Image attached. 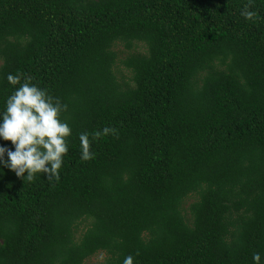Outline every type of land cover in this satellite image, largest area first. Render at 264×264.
<instances>
[{
    "label": "trees",
    "instance_id": "1",
    "mask_svg": "<svg viewBox=\"0 0 264 264\" xmlns=\"http://www.w3.org/2000/svg\"><path fill=\"white\" fill-rule=\"evenodd\" d=\"M17 71L72 135L58 178L0 169V264H264V0H0V107Z\"/></svg>",
    "mask_w": 264,
    "mask_h": 264
},
{
    "label": "clouds",
    "instance_id": "2",
    "mask_svg": "<svg viewBox=\"0 0 264 264\" xmlns=\"http://www.w3.org/2000/svg\"><path fill=\"white\" fill-rule=\"evenodd\" d=\"M240 15L248 20L254 12L245 5ZM4 80L13 87L0 107V141H10L11 146L0 144V169L6 167L28 182L38 173L50 179L58 178L72 135L69 123L61 117L67 106L19 71L6 73ZM115 131L104 126L91 133L79 132V158L92 159L95 154L90 150L91 143ZM251 261L261 264V253L253 252ZM121 264H134L133 256L125 255Z\"/></svg>",
    "mask_w": 264,
    "mask_h": 264
},
{
    "label": "rangeland",
    "instance_id": "3",
    "mask_svg": "<svg viewBox=\"0 0 264 264\" xmlns=\"http://www.w3.org/2000/svg\"><path fill=\"white\" fill-rule=\"evenodd\" d=\"M117 48L119 50H122L123 53L120 54V57H126L128 54H130L131 52H135V51H145V46H143L142 43L138 42L137 46H135L134 49L129 50L124 46L123 43L118 42L117 43ZM120 71L122 74H124L125 76L129 74V72L124 69L122 66H120ZM194 199V195H190L189 197L186 198L185 202H184V206L186 208H188V205L191 201H193ZM82 225H80L81 227ZM79 233V232H78ZM107 258V254L104 251H99L97 253H95L94 255L90 256L89 258H87L84 262V264H104L105 260Z\"/></svg>",
    "mask_w": 264,
    "mask_h": 264
}]
</instances>
